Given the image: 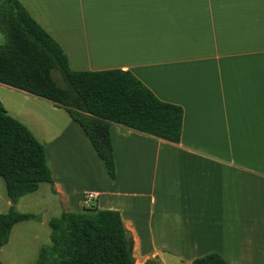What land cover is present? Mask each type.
Returning a JSON list of instances; mask_svg holds the SVG:
<instances>
[{"label":"crops","instance_id":"1","mask_svg":"<svg viewBox=\"0 0 264 264\" xmlns=\"http://www.w3.org/2000/svg\"><path fill=\"white\" fill-rule=\"evenodd\" d=\"M16 1L71 71H128L182 109L178 144L110 125V182L62 108L0 84L6 114L44 148L63 212H118L134 264L209 253L264 264V0ZM34 101L46 110L26 107Z\"/></svg>","mask_w":264,"mask_h":264},{"label":"trees","instance_id":"2","mask_svg":"<svg viewBox=\"0 0 264 264\" xmlns=\"http://www.w3.org/2000/svg\"><path fill=\"white\" fill-rule=\"evenodd\" d=\"M0 31L5 38L0 45V84L62 108L81 128L110 182L115 176L110 125L178 144L180 106L158 100L128 71H71L58 44L16 0H0ZM0 179L12 202L0 214L1 249L14 224L38 219L15 211L17 199L34 193L41 183H52L43 146L1 103ZM47 226L48 244L40 247L32 264H134L133 241L116 211L62 212ZM190 264L227 263L209 253Z\"/></svg>","mask_w":264,"mask_h":264},{"label":"rangeland","instance_id":"3","mask_svg":"<svg viewBox=\"0 0 264 264\" xmlns=\"http://www.w3.org/2000/svg\"><path fill=\"white\" fill-rule=\"evenodd\" d=\"M4 42V35L0 31V45H3ZM37 102L34 101L33 104L29 102L26 107L39 111L46 110L43 103ZM90 166L92 165L84 168L86 173L93 169ZM71 183L74 187L88 184L87 181H77L75 178L72 179ZM6 200L9 203L8 205L5 204ZM11 204L12 202L10 203L6 198L0 179V214L6 212ZM62 205L59 199L51 193L49 184L46 183L39 184L36 192L18 198L13 205L15 211L32 214L37 216L38 219L19 222L12 226L8 242L0 249L1 264H32L40 247L48 244L47 221L51 217H58L59 213L63 212Z\"/></svg>","mask_w":264,"mask_h":264},{"label":"built area","instance_id":"4","mask_svg":"<svg viewBox=\"0 0 264 264\" xmlns=\"http://www.w3.org/2000/svg\"><path fill=\"white\" fill-rule=\"evenodd\" d=\"M94 197H95V196H94L92 193H87V194H85V201H84V203L87 204V202H88L89 200L94 199ZM85 209H90V208L88 207V205H86V206H85Z\"/></svg>","mask_w":264,"mask_h":264}]
</instances>
